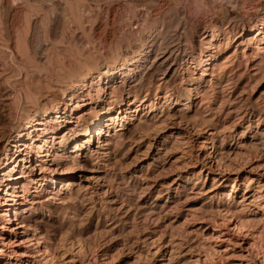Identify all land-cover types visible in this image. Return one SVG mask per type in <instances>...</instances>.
<instances>
[{
	"label": "clouds",
	"instance_id": "9594fccd",
	"mask_svg": "<svg viewBox=\"0 0 264 264\" xmlns=\"http://www.w3.org/2000/svg\"><path fill=\"white\" fill-rule=\"evenodd\" d=\"M62 2L65 23L55 36L42 25L34 50L19 48L11 40L3 43L0 104L10 110V116L34 112L36 121L56 114L65 119L79 115L71 113L76 105L82 106V112L97 109L98 118L90 128L104 134L97 138L92 132V143L81 152L65 147L64 164L44 170L54 179L33 191L29 215L39 224L32 229V241L24 243L33 250V259L39 256L43 261L52 254L37 251L44 245L61 261L62 253L54 241L71 237L74 242L84 241L85 252L73 254L79 264H115L120 254L128 253L121 249L110 256L107 246L114 240L127 242L131 233L123 231L124 216L148 191L140 187L148 177L132 171L144 159L137 147L144 139L151 143L165 128L183 129L189 139L200 135L194 128L203 132L218 128L210 135L223 137L225 131H234L248 117L241 125L242 134L259 136L257 151L264 154V129L260 128L264 124V95L251 100L255 82L264 83V34L255 28L249 31L244 23L249 12L258 9L245 8L236 0H143L139 5L129 0ZM43 3L47 8L39 6L42 17L57 14L53 0ZM149 29L153 30L151 36ZM240 33L244 40L251 37L252 48L240 65L250 71L247 63L251 60L259 67L245 86L246 97L233 101L229 92L238 83V68L228 73L229 83L225 85L224 69L215 65L222 59L217 55L225 47L221 41ZM137 50L139 55L129 59ZM234 63L233 57L224 67ZM52 94L59 102L45 111L43 107ZM233 103L237 107L232 108ZM225 107L231 110L226 112ZM53 108L56 111H51ZM191 112L199 114L197 123L188 118ZM168 113L173 116L169 118ZM233 113L235 117L227 127H218ZM14 125L15 120L7 127ZM150 126L158 128L150 137L136 131ZM133 148L135 158L126 160ZM65 167L72 173L56 174ZM73 189L78 191L70 195ZM116 231L121 235H113ZM28 255L21 253L17 259ZM63 264L68 261L63 260Z\"/></svg>",
	"mask_w": 264,
	"mask_h": 264
},
{
	"label": "rangeland",
	"instance_id": "374dc122",
	"mask_svg": "<svg viewBox=\"0 0 264 264\" xmlns=\"http://www.w3.org/2000/svg\"><path fill=\"white\" fill-rule=\"evenodd\" d=\"M53 2L57 14L42 17L39 6L47 8L43 0H0V48L8 40L22 49L34 46L35 42L29 44L34 25L38 34L44 25L55 36L64 27L61 13L65 4L62 0ZM129 2L139 5L143 0ZM236 2L245 8L258 9L249 12L244 23L248 24L249 31L255 28L264 34V0L259 3L255 0ZM10 6L20 9L18 20L12 25ZM152 34L153 30L149 29L148 35ZM242 36L240 33L221 41L225 47L217 53L222 59L215 65L224 69L225 85L229 83L228 73L238 68L235 74L239 78L238 83L229 92L233 101L238 98L242 101L246 97L245 86L259 67L256 61L251 60L247 63L250 71L240 65L243 57L252 50L249 45L251 37L244 40ZM246 46L248 51H245ZM138 55V50L133 51L129 59ZM233 57L236 63L230 68L224 67ZM255 83L257 86L252 90V101L264 95V83ZM58 102L57 95L52 94L43 110L54 107ZM81 107L76 105L71 109V113L79 112V115H70L65 119L56 114L39 123L34 120V112L10 116V110L0 104V136L3 137L0 139V264H63V260H67L68 264H79L73 254L82 255L85 252L83 240L74 242L71 237L61 236L54 241L62 253L61 261H57L53 250L44 245H40L37 251L52 254L45 256L43 261L39 256L33 259V250L24 241H32V229L39 224L38 219L29 215L33 191L37 185L43 187L48 183L49 178L54 179L51 172L44 170H55L64 164L65 147L71 146L75 152H81L92 143V132L97 138L104 134L90 128L98 118L99 110L89 108L82 112ZM235 107L237 105L233 103L232 108ZM230 110L225 107L226 112ZM168 115L171 118L173 113ZM198 115L191 112L188 118L197 123ZM31 117L30 125L33 126L23 129ZM234 117L235 113L218 127H227ZM13 120L16 126L9 129L7 126ZM247 120L248 117H245L234 131H225L223 137L210 135L218 128H209L208 132L194 128V131H200V135L191 139L183 129L165 128L159 130L151 143L144 139L141 145H137L144 159L132 171L138 176L148 177L140 183V187L148 188V191L136 202V208L124 216L126 223L123 231L131 233L127 242L119 239L107 246L111 249L110 256L121 249L128 253L120 254L115 264H264V167H261L264 165V154L257 151L259 136L242 134L241 125ZM34 127L36 130H33ZM260 128L264 129V124ZM136 131L150 137L158 128L150 126ZM237 134H240L238 138ZM19 140L25 146L16 147ZM76 141L79 143H74ZM43 144L45 147L41 148ZM146 148L149 150L145 151ZM114 156L118 158V154ZM135 156L136 148H133L125 159H134ZM137 169L140 171L137 172ZM71 173L72 169L68 167L56 172L57 175ZM89 175L95 173L90 172ZM76 191L78 189H73L70 195H75ZM113 235L121 233L116 231ZM25 252L29 255L20 256L18 260L17 257Z\"/></svg>",
	"mask_w": 264,
	"mask_h": 264
},
{
	"label": "bare ground",
	"instance_id": "6f19581e",
	"mask_svg": "<svg viewBox=\"0 0 264 264\" xmlns=\"http://www.w3.org/2000/svg\"><path fill=\"white\" fill-rule=\"evenodd\" d=\"M19 12H20V9H19V7H16V6H10V8H9V15L11 16V21H10V25H12V24H14V23H16V21L18 20V17H19ZM11 27V26H10ZM33 28V27H32ZM37 27H36V25H34V28H33V34H32V36H31V39H30V43L29 44H32V43H34L35 42V38H36V36L38 35V31H37ZM31 46V48H33L34 49V46L33 45H30ZM32 120H33V117H31L30 118V120H29V122H27L25 125H24V128L23 129H27V128H30V127H32L33 125L31 124L30 125V123L32 122ZM40 121H42V120H39L38 122L40 123ZM38 123V124H39ZM41 123H43V122H41ZM33 130H36V128L34 127L33 128ZM90 139H88L86 142H88ZM30 141L32 142V138L30 139ZM34 143V142H33ZM32 143V144H33ZM31 144V145H32ZM21 147V146H25V143H21V141L19 140V142L17 143V145H16V147ZM43 147H45V145L43 144L42 146H41V148H43ZM43 154V153H42ZM45 155H46V153H45ZM7 158V155H5V157H4V159H6ZM8 161V160H7Z\"/></svg>",
	"mask_w": 264,
	"mask_h": 264
}]
</instances>
